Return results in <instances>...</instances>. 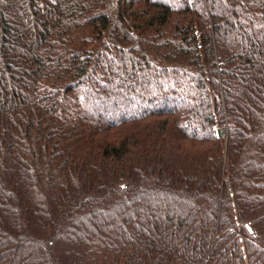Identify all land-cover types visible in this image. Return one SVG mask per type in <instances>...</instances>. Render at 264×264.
Returning <instances> with one entry per match:
<instances>
[{
	"label": "trees",
	"instance_id": "16d2710c",
	"mask_svg": "<svg viewBox=\"0 0 264 264\" xmlns=\"http://www.w3.org/2000/svg\"><path fill=\"white\" fill-rule=\"evenodd\" d=\"M0 264H264V0H0Z\"/></svg>",
	"mask_w": 264,
	"mask_h": 264
},
{
	"label": "rangeland",
	"instance_id": "374dc122",
	"mask_svg": "<svg viewBox=\"0 0 264 264\" xmlns=\"http://www.w3.org/2000/svg\"><path fill=\"white\" fill-rule=\"evenodd\" d=\"M94 100H96V99H94ZM101 100H103V98H101ZM110 104L109 103H104L103 104V107L102 106H100V107H102V109L105 111V112H107V113H105V114H107V115H111V114H114V111H113V109H112V111H111V108H110ZM109 108H110V110H109ZM112 116V115H111Z\"/></svg>",
	"mask_w": 264,
	"mask_h": 264
}]
</instances>
